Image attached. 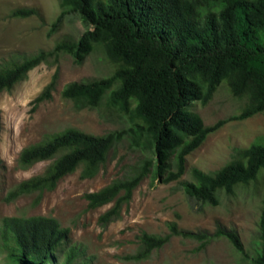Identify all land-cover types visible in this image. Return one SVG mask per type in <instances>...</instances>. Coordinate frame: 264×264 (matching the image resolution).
Listing matches in <instances>:
<instances>
[{"label": "trees", "instance_id": "obj_1", "mask_svg": "<svg viewBox=\"0 0 264 264\" xmlns=\"http://www.w3.org/2000/svg\"><path fill=\"white\" fill-rule=\"evenodd\" d=\"M60 12L76 13L90 28L74 40L63 38L49 50L12 56L0 63V91L25 78L40 63L53 64L62 53L80 63L103 44L113 64L107 76L88 82L66 83L61 98L75 110L94 109L106 98L109 108L126 116L130 125L101 135L75 127L43 136L21 148L17 166L26 169L36 161L50 160L45 169L21 180L4 196L52 190L66 174L80 169L82 178L92 177L106 162L108 152L122 139L138 150L140 160L131 174L83 195L88 208L110 206L97 218L101 226L119 216L133 189L146 176L170 182L185 171V157L206 136L231 120H242L264 110V0H59ZM34 8H17L11 17L36 14ZM51 80L32 100L35 107L49 99L56 81ZM245 103L235 114L206 125L191 111L193 98L206 104L219 85ZM264 169V143L238 148L231 160L212 172L196 167L191 180L181 181L187 196L216 204V192L230 193L237 185L257 179ZM167 233L138 235V249L127 258L146 259L172 236L202 239L198 233L167 224ZM214 235L226 237L239 252L242 243L233 229L218 226ZM258 249L250 264H264V203L258 219ZM69 242L68 229L53 217L5 216L0 221V264H79L77 249ZM64 250V251H63ZM63 251V252H62ZM59 252L62 253L59 257ZM81 264H85L84 262Z\"/></svg>", "mask_w": 264, "mask_h": 264}, {"label": "rangeland", "instance_id": "obj_2", "mask_svg": "<svg viewBox=\"0 0 264 264\" xmlns=\"http://www.w3.org/2000/svg\"><path fill=\"white\" fill-rule=\"evenodd\" d=\"M26 7L34 8L37 13L26 17L9 16L11 10ZM59 12V0H0V63L18 54L49 50L65 37L76 40L90 28L78 14L70 13L63 15L52 30L50 27ZM112 69L103 44H99L80 63H75L70 54L62 53L53 64L34 66L25 78L0 91V221L5 216L53 217L60 227L68 229L67 246L76 247L75 262L79 264H250L259 247L258 219L264 203V169L255 181L237 185L230 193L218 190L214 205L187 196L181 181L191 180L193 167L212 172L231 160L236 149L252 142L264 143V110L242 120L227 121L208 134L202 144L185 157V171L179 180L164 183L146 176L133 189L129 203L121 206L119 216L106 226H101L97 218L110 204L88 208L83 195L131 174L140 153L128 146L127 139L120 140L108 152L106 162L92 177L82 178L77 168L61 177L52 190L4 200L13 186L40 174L50 162L36 161L26 169L19 168L17 156L24 146L66 127L101 135L130 125L125 115L106 105V98L98 108L75 110L60 95L66 83L88 82L109 75ZM55 70L51 97L34 107L32 100L51 80ZM244 103V97L232 96L221 84L206 104L191 98L188 106L209 125L237 113ZM170 222L204 237L172 236L146 259L127 258L136 253L139 234L163 235ZM218 226L237 233L242 252L226 237L214 235ZM59 254L61 257L62 253ZM3 255L0 247V262Z\"/></svg>", "mask_w": 264, "mask_h": 264}]
</instances>
